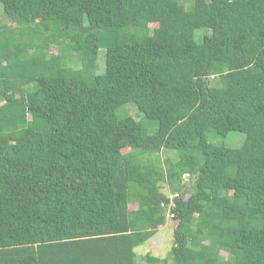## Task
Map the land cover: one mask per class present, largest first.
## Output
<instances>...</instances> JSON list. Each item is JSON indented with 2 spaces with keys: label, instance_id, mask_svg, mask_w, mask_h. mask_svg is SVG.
Here are the masks:
<instances>
[{
  "label": "trees",
  "instance_id": "1",
  "mask_svg": "<svg viewBox=\"0 0 264 264\" xmlns=\"http://www.w3.org/2000/svg\"><path fill=\"white\" fill-rule=\"evenodd\" d=\"M0 9V264H264V0Z\"/></svg>",
  "mask_w": 264,
  "mask_h": 264
},
{
  "label": "rangeland",
  "instance_id": "2",
  "mask_svg": "<svg viewBox=\"0 0 264 264\" xmlns=\"http://www.w3.org/2000/svg\"><path fill=\"white\" fill-rule=\"evenodd\" d=\"M3 21V15L2 10L0 9V22ZM12 27H14V24H11ZM54 53H57L56 49H53ZM100 61H104V51L102 50L100 52ZM101 63V62H100ZM99 63V64H100ZM74 67H79V64L75 62ZM117 115L119 118H123L126 115L133 116L137 120H140L143 115L138 111L136 107L133 105H126L122 109L118 110ZM145 127L147 128L148 132L151 134H154L157 132V125L154 123H146ZM208 140L218 146H226L231 148H240L244 144L246 135L241 132L232 131L227 133L225 136L217 135L215 131L210 130L207 133ZM129 150H124V153H128ZM177 153L175 152H168L163 151L160 154V158L162 160H165L167 158L171 159L172 161L177 160ZM184 182L191 186V182L188 181L187 178L184 179ZM164 192L168 193V189L164 188ZM137 206L135 204L130 205V210H135ZM177 222H175L170 215V213H167V222L164 226H160L157 228L158 232L157 234L150 239L146 244L139 246L135 249L136 252V262L138 264H144V257L147 254H152L154 256L160 257V258H167L172 250L173 247V232L176 227ZM222 256L227 259V254L221 253Z\"/></svg>",
  "mask_w": 264,
  "mask_h": 264
}]
</instances>
